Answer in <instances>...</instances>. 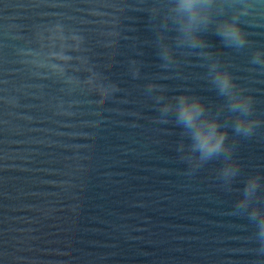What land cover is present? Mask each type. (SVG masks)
Wrapping results in <instances>:
<instances>
[{
  "label": "water",
  "instance_id": "1",
  "mask_svg": "<svg viewBox=\"0 0 264 264\" xmlns=\"http://www.w3.org/2000/svg\"><path fill=\"white\" fill-rule=\"evenodd\" d=\"M177 4L0 0V264H264L248 215L264 212V0H213L198 40ZM232 18L243 47L217 35ZM224 70L252 100L250 136ZM183 94L228 133L207 162L161 111Z\"/></svg>",
  "mask_w": 264,
  "mask_h": 264
},
{
  "label": "clouds",
  "instance_id": "2",
  "mask_svg": "<svg viewBox=\"0 0 264 264\" xmlns=\"http://www.w3.org/2000/svg\"><path fill=\"white\" fill-rule=\"evenodd\" d=\"M212 4L213 0H178L176 10L186 17L185 30L192 34L193 40L199 39L198 25L210 22ZM219 29L217 35L221 42H232L231 44H225L227 47H243L248 43L247 32L241 25L239 18L221 21ZM261 57H264V51H257L253 57V62L264 64V60ZM214 83H216L217 90L221 95H226L230 98V110L239 114L237 122L232 126L234 131L238 135L250 136L254 121L247 120L245 117L252 111L251 98L236 95L232 91L235 88V84L231 73L226 70L217 73ZM161 99L163 98L161 97ZM173 110L176 112L178 126L188 130L194 129L191 134V139L194 141L192 150L199 151L200 156L198 159L201 162H207L214 156L225 152V141L228 133L222 130L223 125L218 118L207 121L201 120L206 110V105L202 100L183 94L175 98V104L169 101L161 108L164 114ZM228 151H231V149H228ZM225 159H230V157L226 156ZM221 172L224 177L233 178L238 172V166L228 164L221 169ZM258 187L259 178L250 179L246 185L245 199L239 201L237 206H247V197L254 193ZM248 215L251 220L256 222L258 229L257 239L264 247V212L257 206Z\"/></svg>",
  "mask_w": 264,
  "mask_h": 264
}]
</instances>
